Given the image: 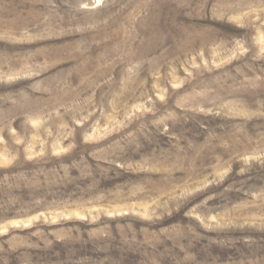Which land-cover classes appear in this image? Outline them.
Returning a JSON list of instances; mask_svg holds the SVG:
<instances>
[{
  "label": "rangeland",
  "instance_id": "obj_1",
  "mask_svg": "<svg viewBox=\"0 0 264 264\" xmlns=\"http://www.w3.org/2000/svg\"><path fill=\"white\" fill-rule=\"evenodd\" d=\"M0 264H264V0H0Z\"/></svg>",
  "mask_w": 264,
  "mask_h": 264
}]
</instances>
